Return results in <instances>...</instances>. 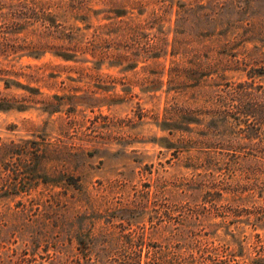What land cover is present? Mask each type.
<instances>
[{"label":"trees","instance_id":"1","mask_svg":"<svg viewBox=\"0 0 264 264\" xmlns=\"http://www.w3.org/2000/svg\"><path fill=\"white\" fill-rule=\"evenodd\" d=\"M94 1L106 7H93ZM128 5L136 15L128 14ZM101 12L107 21H89ZM46 53L126 66L151 59V89L165 86L156 123L175 136L176 150L186 152L205 196L218 200L229 192L241 206L244 190L264 191V0H0V109L64 112L57 118L66 137L87 120L76 114L99 98L46 92L73 89L66 78L57 79L58 71H46L49 61H30ZM167 55L166 63L158 60ZM235 71L246 77L231 79L228 73ZM46 126L45 121L38 128L39 138L0 137V196L19 193V182L30 186L39 179L62 187L18 199L15 209L0 212V243L20 240L25 252L52 246V264H160L161 247L153 251L144 226H131L148 207L150 189L134 206L99 210L70 163L71 156L92 153L85 150L92 140H50ZM70 186L79 193L68 195ZM168 198L165 212L185 194L170 192ZM101 217L104 223L98 224ZM251 262L264 264V255Z\"/></svg>","mask_w":264,"mask_h":264},{"label":"rangeland","instance_id":"2","mask_svg":"<svg viewBox=\"0 0 264 264\" xmlns=\"http://www.w3.org/2000/svg\"><path fill=\"white\" fill-rule=\"evenodd\" d=\"M92 5L106 7L97 1ZM126 8L130 10L128 14H137L136 8H130V5ZM104 14H91L89 21L93 24L107 21ZM168 24L166 22L165 26ZM87 57L91 58L90 55ZM168 57L164 60L165 57L161 56L158 60L166 63ZM30 61H49L46 71H58L57 79L66 78L73 87L44 88L46 92H88L99 99L91 101L95 104L93 107L87 106L76 114L87 120L82 126L75 125L66 137L59 133L57 118L58 115L64 116V112L48 116L38 108L24 111L0 109L2 140L39 138L38 128L45 121L50 140L65 138L69 145L78 144V136L92 140L85 149L92 150L91 154L70 157V163L77 167L75 172L82 174L83 188L103 212V209L116 206H134L133 203L142 199V191L150 189L148 207L132 218L131 226L143 225L147 238L151 240L150 248L153 251L162 249L165 255L160 264H253L252 258L264 255V191L244 190L241 192L244 201L241 206L234 205L229 192L218 200L205 196L206 188H200L198 181L194 180L198 170L189 165L186 152L176 150L175 136L156 123L162 112L161 91L165 86L151 89L147 78L152 76L150 70L155 68L151 59L126 66L125 63L109 64L107 61L63 60L46 53ZM228 75L231 79L246 77L240 71ZM26 186L27 191L22 190ZM18 187L19 193L0 196V212L7 207L15 209L18 199L26 200L62 189L59 184L45 183L41 179L33 180L30 186L19 182ZM78 191L70 186L67 194L77 195ZM170 192L185 194V199L178 204L169 203L165 212L163 204L169 202ZM190 193L194 196H189ZM104 219L101 217L97 223L103 224ZM0 226H5L2 219ZM75 243L73 240L72 247L77 251ZM34 250L35 254L29 252ZM29 251H24L20 240L11 238L0 243V264L2 261L4 264H52L51 257L47 256L52 246L45 251L44 244H40Z\"/></svg>","mask_w":264,"mask_h":264}]
</instances>
